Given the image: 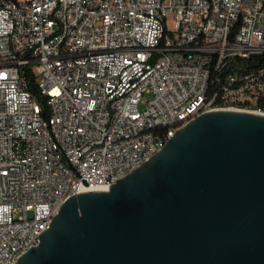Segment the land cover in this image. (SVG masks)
<instances>
[{"label": "built area", "instance_id": "2783aa9c", "mask_svg": "<svg viewBox=\"0 0 264 264\" xmlns=\"http://www.w3.org/2000/svg\"><path fill=\"white\" fill-rule=\"evenodd\" d=\"M259 54L264 0H0V264L200 113H264Z\"/></svg>", "mask_w": 264, "mask_h": 264}, {"label": "water", "instance_id": "95a60500", "mask_svg": "<svg viewBox=\"0 0 264 264\" xmlns=\"http://www.w3.org/2000/svg\"><path fill=\"white\" fill-rule=\"evenodd\" d=\"M14 264H264V113L195 116L107 189L68 197Z\"/></svg>", "mask_w": 264, "mask_h": 264}, {"label": "trees", "instance_id": "16d2710c", "mask_svg": "<svg viewBox=\"0 0 264 264\" xmlns=\"http://www.w3.org/2000/svg\"><path fill=\"white\" fill-rule=\"evenodd\" d=\"M252 59H253V60H256V61H258V62H262V61H264V54H259V55H257V56L255 55V56L252 57ZM256 61H255V62H256Z\"/></svg>", "mask_w": 264, "mask_h": 264}]
</instances>
